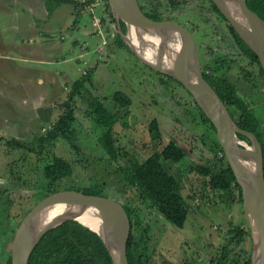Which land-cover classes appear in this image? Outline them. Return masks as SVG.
Returning <instances> with one entry per match:
<instances>
[{"label": "rangeland", "instance_id": "obj_1", "mask_svg": "<svg viewBox=\"0 0 264 264\" xmlns=\"http://www.w3.org/2000/svg\"><path fill=\"white\" fill-rule=\"evenodd\" d=\"M77 1L78 4H64L50 12L44 0H0L2 94L10 92L8 89L14 85H19L20 89L25 86L27 80L23 74L27 78L33 76L37 81L41 69L46 68V71H51L47 73H56V84L64 98L67 93L65 86H72L73 80L83 76L85 69L95 70L92 85L88 86V90L93 96L106 99L105 105L109 109L118 111L117 126L122 133L121 138L124 139V136L128 135L133 139L125 144L131 160H142L143 157L134 148L141 143L138 138L147 139V132L133 131L128 125L142 129L157 118L165 140L179 141V136H183V142L179 143L185 147L186 158L179 163L166 161L164 164L180 181L182 194L189 203L191 212L185 226L177 228L168 223L155 208L146 204L140 205L124 175L103 158L101 128L91 122V119L83 117L88 109L86 99H82L81 103L79 97L76 98L79 118L75 122L78 129L75 144L59 138L46 141L43 148L40 147L41 138L54 124L48 121H57L64 112V105H60L59 116L55 113L43 115L42 106L21 109L17 106L19 102L12 103L13 99L0 100V264H6L16 229L37 203L56 192L76 188L82 190L96 184L100 185L96 189L104 196L119 202L140 205L139 215L143 218L142 223H147L150 228L147 232L148 245L144 246L143 242H140V246L141 249L148 248L146 253L152 256L155 264H212V259L231 237L230 230L245 222L250 225L244 199L242 203L230 199L226 202L221 193L212 191L203 176L194 169L197 165H208L217 169L224 162L222 151L214 144V133L202 124L201 111L183 83L180 85L174 77L170 79L168 74L154 71L131 50L119 46L118 24L110 1ZM141 2L148 6V10L159 6L160 13L166 18L164 20L175 21L189 30L194 38L203 70L212 73L211 67L208 66L212 64L213 68L219 69V74L228 77L236 85L261 121L264 138V75L259 72L256 64L242 55L228 21L214 9L212 1ZM85 24L89 29H92L94 24V34L99 35L91 39L93 43L85 51L86 57H77L83 44L81 42L78 46L70 44L74 52L69 55L65 51L64 56L70 59L65 64L61 63L63 55L59 51L58 59H53L51 65L22 59V48L37 45H41L44 50L41 58L51 57V51L44 42L49 41L48 45L53 40L60 42V36L64 35L68 44L67 40L78 35V30L72 33V26L84 28ZM67 44L65 47H68V50ZM64 71L72 78L68 79ZM16 73L25 84H16ZM36 86L34 88L37 89ZM116 91L126 93L132 99V104L127 108L118 105L113 100ZM35 114L38 115L36 118ZM27 117L32 119L29 124L26 123L27 119L30 120ZM124 127L128 129H123ZM9 140L21 143L22 147L9 144ZM57 156L72 164L73 174L57 181L54 192H51L44 168ZM137 236H140L139 232ZM250 236L247 237V242L234 246L233 250L243 248L244 257L248 256L246 251L252 255V234Z\"/></svg>", "mask_w": 264, "mask_h": 264}, {"label": "trees", "instance_id": "obj_2", "mask_svg": "<svg viewBox=\"0 0 264 264\" xmlns=\"http://www.w3.org/2000/svg\"><path fill=\"white\" fill-rule=\"evenodd\" d=\"M47 9L52 12L59 6L64 4H78L77 0H44ZM109 3V0H105ZM141 8L147 16L154 20L166 19L160 13L159 6L148 10V6L139 0ZM214 9L221 14L216 4L212 1ZM249 7L264 19V0H247ZM226 19V18H225ZM227 20V19H226ZM228 21V20H227ZM229 23V21H228ZM230 31L234 36L242 55H245L251 63L258 66L259 72L264 75V69L261 66L259 56L255 53L239 36L235 28L229 23ZM123 31H126V25L122 22ZM118 44L120 47L125 46L131 50L122 39L120 33H117ZM132 51V50H131ZM133 52V51H132ZM212 69V73L204 71L205 78L218 92L222 100L225 102L231 116L238 126L246 131L254 133L260 140L264 150V138L261 131V121L255 115V112L250 108L244 97L239 92L236 85L228 79V77L219 74L217 67L213 68L212 64L208 65ZM151 68V67H150ZM94 70H89L84 73L81 79L74 82L72 90L68 95V99L64 103V112L61 117L54 122L52 128L41 138L40 147L46 141H55L63 138L68 142L75 144L78 134L76 128V120L79 118L77 112V97L87 100L88 106L83 114L84 118L91 119L97 127L101 128L100 142L104 147L103 158L107 163L111 164L120 171L129 185L130 189L137 196V201L140 205H148L155 208L162 217L170 224L177 228H183L187 223L191 208L182 194V186L175 175L165 167V162L179 163L183 161L187 152L183 144V139L179 136V141L175 139L165 140L160 121L154 118L149 125L143 127H130L129 129L146 131L147 139L138 138L141 143L134 148L143 157L142 160H131L129 149L125 146L128 140L133 139L129 136L122 137L120 129L118 130V111L108 108L105 105V100L96 96L88 90L86 83H92ZM170 79L173 77L167 75ZM177 83H182L174 79ZM113 100L120 106L129 107L132 104V99L123 91H116L113 95ZM195 105L201 111L202 124L207 126V129L215 135L214 144L222 152L223 149L217 138L215 125L207 117L204 111L199 107L196 101ZM81 110V109H80ZM118 114V115H117ZM209 127V128H208ZM124 127L123 129H128ZM239 136L251 143L246 136ZM192 137V134L191 136ZM189 138V137H186ZM192 140V139H191ZM188 141V139H187ZM9 144H14L22 147V144L9 140ZM189 143V141H188ZM31 151H34L31 149ZM106 155V156H105ZM224 162L217 169L208 165H197L194 169L200 173L206 185L212 191L221 193V197L225 198L226 202L230 199L233 202H243L242 187L238 183L236 176L223 156ZM45 178L51 186V192H54L55 183L63 178L73 174V166L63 157H54V159L45 165ZM100 185L70 189L82 191L86 194L102 195L97 189ZM97 188V189H96ZM131 221V233L127 243V253L130 264H155L152 256L146 253L148 249H141L140 242L144 246L148 245L149 226L143 224V218L140 216V205H132L128 202H121ZM139 216L141 219L139 220ZM142 220V221H141ZM137 232L140 236H137ZM251 227L248 222L236 225L230 230V238L219 250L218 255L212 259V264H251V255L245 252L248 256H243L244 249L234 251V246H239L247 242V237H251ZM6 264H12L11 249ZM142 250V251H141ZM29 264H113V260L108 250L106 249L100 236L76 220H67L61 225L50 229L45 233L39 243L33 250Z\"/></svg>", "mask_w": 264, "mask_h": 264}, {"label": "water", "instance_id": "obj_3", "mask_svg": "<svg viewBox=\"0 0 264 264\" xmlns=\"http://www.w3.org/2000/svg\"><path fill=\"white\" fill-rule=\"evenodd\" d=\"M211 1L245 43L257 53L264 69V19L249 7L247 0ZM113 11L118 32L136 57L155 71L168 74L183 83L215 125L226 160L242 187L253 238L251 264H264V150L260 140L254 133L238 126L225 102L205 78L194 38L188 29L172 20L152 19L141 8L139 0H119ZM122 22L126 25V31H123ZM169 24L179 27L186 35V46L168 30L166 25ZM137 27L162 48L161 56L153 59L138 49L135 41ZM239 134L249 138L251 143L242 139ZM248 196L256 203L253 212L248 209ZM58 205L74 208L81 214L87 213L93 223L88 224L78 219L80 215H69L55 219L40 229L44 215L50 208ZM67 220H76L96 232L111 255L113 264H130L127 243L131 221L124 205L108 196L75 190L50 194L28 212L14 233L11 245L12 264H29L33 250L45 233Z\"/></svg>", "mask_w": 264, "mask_h": 264}, {"label": "crops", "instance_id": "obj_4", "mask_svg": "<svg viewBox=\"0 0 264 264\" xmlns=\"http://www.w3.org/2000/svg\"><path fill=\"white\" fill-rule=\"evenodd\" d=\"M72 27L74 29L72 33H74L75 31L78 30V35L75 36L73 39L67 40L68 44L65 42L66 37L64 35L60 36V39H61L60 42L53 40V41H51L50 45H48L49 41L44 42L46 44V46L48 47L47 49L51 51L50 52L51 57L44 58V56H42V58H41V55L44 54V50H43L41 45H37V46H33V47L31 46V47L22 48V49H24V51H21L22 59L24 58L27 61L37 62V63H41L44 65H51V64H53V59H58L57 53L59 51V52H61V55H63V56H61V58L63 59L61 63L65 64L68 60H70V59H68V57L64 56L65 51H67L66 53H69V55H73L70 53L74 52V50H71L70 44L72 43L73 46H78L79 44H81V42H83V44L81 46V51L77 57H80V58L86 57L85 51L88 50L93 43L91 39L93 37L99 36L98 34H94V32H95V30L93 29L94 24H93L92 29H89L86 24L84 25V28H80L78 25L72 26ZM34 30H35V28H33L32 32H34ZM66 44L69 45L68 50H67L68 47H65ZM55 51H56V55H55ZM52 56H53V58H52ZM70 58H72V57L70 56ZM15 62H18V61L15 60ZM84 62H86V61H84ZM41 70L42 71H40V74L37 78V81H35L33 76L31 78H27V76H25L23 74V76L27 80L26 81L27 83L25 86H22L21 89L19 88V85H14V86L10 87L11 89H8V90H10V92L8 91V92L2 94L3 93V85H1L0 86V93H1L0 100L9 101L10 99H13L12 103L13 102H16V103L19 102V105H17V106L21 107V109L34 108L37 106L38 107L42 106L43 115H48V114L50 115L51 113L52 114L55 113L57 116H59L60 115L59 110L61 107L60 105H64L65 101L68 99V95H69L70 91L72 90V86L68 85V86L64 87L66 89L67 93H66L65 97L62 98V92H61L60 88L58 87V85L56 84L58 82L56 73L49 74L47 72H51V71H46V70H48L46 68H43ZM87 71H89V70L85 69L82 72L83 75ZM63 73L68 79L72 78L68 72L64 71ZM94 75H95V70L93 72V79H94ZM17 76H18V78H17L16 84H25V81H23L21 79L20 75L17 74ZM81 78H82V76L73 80V84H74V82H76L77 80H79ZM86 85L89 86L92 84L86 83ZM35 86L37 87V89L34 88ZM79 100L82 103V99L79 98ZM48 101L50 102L49 105L47 104ZM77 104H78V100H77ZM40 112H41V110H40ZM37 116L38 115L35 114L34 117L36 118ZM27 118H29V117H27ZM30 121H32V119H30V120L27 119L26 123L29 124ZM48 122L54 123L56 121L52 120V121H48ZM50 123H49V125H50Z\"/></svg>", "mask_w": 264, "mask_h": 264}, {"label": "bare ground", "instance_id": "obj_5", "mask_svg": "<svg viewBox=\"0 0 264 264\" xmlns=\"http://www.w3.org/2000/svg\"><path fill=\"white\" fill-rule=\"evenodd\" d=\"M118 3H119V0H111V4H112L113 8H115V9H116ZM124 17H125V15H124ZM166 27L168 28V30L172 34H174L175 38L180 43L185 45L184 39H185V41L188 42L187 38L185 37L186 35L179 29V27L172 25V24L166 25ZM135 30H136L135 41H136V45H137L138 49H140V51H142L146 56L151 57L153 59L157 58L163 54L162 48L158 47V45L155 42L151 41L148 38V36L146 35V33L141 28L137 27V28H135ZM183 74H185V73L183 72ZM248 197H249L247 200L248 209L250 212H253L256 203L250 196H248ZM69 215H73V216L80 215L78 217V219H81V220L87 222L88 224L93 223V220L90 218V216H88L87 213L81 214V213H78L77 210L74 208H66V206H62V205L59 206L58 205V207L55 206L53 208H50L48 210V213L46 215H44V217L41 221V224H40V229L51 224V221H53L55 219H59L60 217H68ZM110 223H112L111 220H110ZM109 227L111 228L112 226H109Z\"/></svg>", "mask_w": 264, "mask_h": 264}, {"label": "built area", "instance_id": "obj_6", "mask_svg": "<svg viewBox=\"0 0 264 264\" xmlns=\"http://www.w3.org/2000/svg\"><path fill=\"white\" fill-rule=\"evenodd\" d=\"M97 21H99V19L97 20ZM96 24H98L97 22H96ZM225 154H224V151L222 152V156H224Z\"/></svg>", "mask_w": 264, "mask_h": 264}, {"label": "flooded vegetation", "instance_id": "obj_7", "mask_svg": "<svg viewBox=\"0 0 264 264\" xmlns=\"http://www.w3.org/2000/svg\"><path fill=\"white\" fill-rule=\"evenodd\" d=\"M149 67V66H148ZM154 70V69H153ZM155 71V70H154ZM157 72V71H156ZM160 73V72H159Z\"/></svg>", "mask_w": 264, "mask_h": 264}]
</instances>
